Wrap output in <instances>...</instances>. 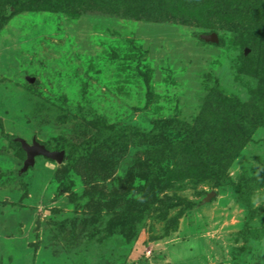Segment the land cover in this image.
<instances>
[{
	"label": "rangeland",
	"instance_id": "374dc122",
	"mask_svg": "<svg viewBox=\"0 0 264 264\" xmlns=\"http://www.w3.org/2000/svg\"><path fill=\"white\" fill-rule=\"evenodd\" d=\"M44 1L0 0V264H264V0Z\"/></svg>",
	"mask_w": 264,
	"mask_h": 264
},
{
	"label": "water",
	"instance_id": "95a60500",
	"mask_svg": "<svg viewBox=\"0 0 264 264\" xmlns=\"http://www.w3.org/2000/svg\"><path fill=\"white\" fill-rule=\"evenodd\" d=\"M202 37L207 41H219V35L215 32L210 34H202ZM28 80L33 82L35 79L29 77ZM22 143L24 149L28 153V159L26 160L25 169H28L31 165L35 164L36 158L38 156H44L46 158L57 160L58 162H63L65 158V150H51L45 144H42L37 140H34L33 144H29L26 140L22 139Z\"/></svg>",
	"mask_w": 264,
	"mask_h": 264
},
{
	"label": "trees",
	"instance_id": "16d2710c",
	"mask_svg": "<svg viewBox=\"0 0 264 264\" xmlns=\"http://www.w3.org/2000/svg\"><path fill=\"white\" fill-rule=\"evenodd\" d=\"M11 2H13V3H16V2H19L20 3V0H10ZM22 1V0H21ZM44 3H46L45 4V6L44 7H46V8H43V9H47V10H49V9H53V7H57V8H54V9H59L58 8V6L59 5H63V3H60V4H57L58 2H57V0H45L44 1ZM54 5H57V6H54ZM62 8H64L63 6H61ZM62 8H60L61 10H62ZM70 9V8H69ZM72 9V8H71ZM64 10V9H63ZM73 11H75V9L73 8ZM101 122H103L102 123V126L101 127H106L105 125H104V120L102 119V121ZM49 149H51V150H58V151H60V150H64V149H52L51 147H49L48 145H46ZM48 159H50V158H48ZM74 160V159H73ZM76 161V160H75Z\"/></svg>",
	"mask_w": 264,
	"mask_h": 264
}]
</instances>
